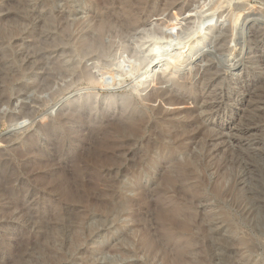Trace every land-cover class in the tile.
<instances>
[{"label":"rangeland","instance_id":"374dc122","mask_svg":"<svg viewBox=\"0 0 264 264\" xmlns=\"http://www.w3.org/2000/svg\"><path fill=\"white\" fill-rule=\"evenodd\" d=\"M109 1L113 19L126 21L128 0ZM94 11L89 0H0V264H55L57 256L59 264H264V0H132L146 24L136 37L154 28L169 35L131 40L132 59L111 36L104 43L113 50L78 51ZM140 56L154 63L135 73ZM164 90L181 100L178 116L148 103ZM178 123L186 131L175 137ZM182 133L196 139L180 146ZM105 134L121 153L106 171L85 166L108 151ZM174 149L177 162L163 159ZM178 165L196 173L165 185ZM106 178L120 202L109 201ZM86 185L98 203L90 208ZM175 207L171 226L164 215ZM75 216L76 227L58 221Z\"/></svg>","mask_w":264,"mask_h":264},{"label":"bare ground","instance_id":"6f19581e","mask_svg":"<svg viewBox=\"0 0 264 264\" xmlns=\"http://www.w3.org/2000/svg\"><path fill=\"white\" fill-rule=\"evenodd\" d=\"M89 1H91V5H92V7H93V10H95L94 12H92V13H95V14H93V17H92V22L94 23V25L93 26H91L89 29H88V31L86 32V34H84L82 37H81V40H80V42H79V44H78V51H81V52H83V53H86V52H90V53H102L103 51H106L107 49H112V48H114L115 47V44L116 43H112L111 45H109L108 47L105 45V43H104V38L105 37H107V36H111V37H115V38H119L120 39V45H119V49H120V51L122 52V54H125L128 58H130V59H132V58H134V57H136L137 55H136V52L134 51V48H132V46L133 45H131V43H130V41L131 40H135V41H139L138 42V44L140 43V41L141 40H145V39H151V41H153V39H156V40H166L168 37H169V35L168 34H165L164 33V31L163 30H161V29H157V28H154V30H147V31H144L143 33H140L137 37H136V33H137V31H139V28L142 26V25H146L145 24V22H144V20L141 18V17H138L137 15H134V14H132L133 12H131V10H132V0H128V3L127 4H124V9L126 10V12H122V13H124V17L127 19L126 21H121V20H115V19H113V14L112 13H110L112 10H115V8H116V3H114L113 1H109V0H89ZM167 2V1H166ZM170 2V1H169ZM170 4H171V2H170ZM163 8V7H162ZM147 10V9H146ZM121 13V14H122ZM199 16V15H198ZM28 17V16H27ZM176 17V16H175ZM178 17V16H177ZM176 17V18H177ZM43 19V18H42ZM117 19V18H116ZM60 20V19H59ZM63 23V22H62ZM163 24V23H162ZM79 25V24H78ZM161 26V25H160ZM67 27V26H66ZM81 27V25L78 27V28H80ZM162 27V26H161ZM166 28V27H165ZM153 29V28H152ZM16 30V29H15ZM165 30V29H164ZM75 31H76V29H75ZM72 33V32H71ZM173 33V32H172ZM192 34H194V33H192ZM196 34V33H195ZM0 35H2V34H0ZM69 35V34H68ZM167 35V36H166ZM148 38H147V37ZM150 36V37H149ZM67 37V36H66ZM69 37V36H68ZM67 37V38H68ZM71 37V36H70ZM135 37H136V39H135ZM171 37V36H170ZM72 38V37H71ZM69 39V38H68ZM155 40V41H156ZM177 39L176 38H174L173 40H172V42H174V44L172 45L171 43H170V45L169 46H171V47H174L175 45H176V41ZM68 41V40H67ZM183 42V41H182ZM186 42H188V41H186ZM179 43V42H178ZM58 44V43H57ZM162 44H163V42H162ZM118 45V44H117ZM146 45V44H145ZM169 46H167V47H169ZM113 50V49H112ZM108 51V50H107ZM173 51V50H172ZM175 51V50H174ZM177 51V50H176ZM188 51V50H187ZM119 52V51H118ZM178 52V51H177ZM177 52H175V53H177ZM164 53V52H163ZM162 53V54H163ZM172 53V52H171ZM174 53V52H173ZM173 53L172 54H170L171 56L173 55ZM166 55V54H165ZM186 55V54H185ZM170 56V57H171ZM175 55H173V57H174ZM180 56H182V55H180ZM96 57V56H95ZM174 58H176V57H174ZM183 58V57H182ZM164 59V58H163ZM174 60V59H173ZM182 61V60H181ZM184 61H186V60H184ZM183 61V62H184ZM188 61V60H187ZM139 62H140V66L139 67H133V70H134V72L135 73H139L140 71H142V70H144L145 68H147L146 70H149L150 68H151V65L149 66L148 64H152V63H154V61H153V59L151 60L149 57H147V56H145V57H143V58H141V56H140V59H139ZM177 62L178 61H176V60H174V61H172L171 63V65H176L177 66ZM182 64V63H181ZM135 66V65H134ZM179 66V65H178ZM64 67V66H63ZM109 67V66H108ZM169 67V66H168ZM59 69V68H58ZM71 69V68H70ZM162 69V68H161ZM178 70V69H177ZM183 70V69H182ZM184 70H186V69H184ZM179 72V71H178ZM192 72V71H191ZM90 73V72H89ZM114 73V72H113ZM145 73H147L148 74V71H146ZM210 74V73H209ZM84 75H87V73H84ZM160 75V74H159ZM165 75V74H164ZM170 75V74H169ZM172 75H174V73L172 74ZM189 75V74H188ZM108 76V75H107ZM87 77V76H86ZM144 77V76H143ZM175 77V76H174ZM188 77V76H187ZM208 77V76H207ZM88 78V77H87ZM112 78V81H115V82H117V84L119 85V84H122L123 82H122V79L120 78V77H118V76H113V77H111ZM206 78V77H205ZM108 79V78H107ZM186 79V78H185ZM207 79V78H206ZM216 79V78H215ZM159 84H164V83H166V80L161 76L160 78H159ZM9 81V80H8ZM184 81V80H183ZM158 82V81H157ZM116 84V85H117ZM42 85V84H41ZM105 85V84H104ZM156 85V84H155ZM158 85V84H157ZM43 86V85H42ZM109 86V85H108ZM44 88V87H43ZM46 88V87H45ZM155 88V87H154ZM160 89V88H159ZM159 89H157L156 88V90H159ZM169 89V88H168ZM166 90H164V92H162L161 93V91L159 92L158 91V93H156V94H153L152 96H153V98H151L150 99V97H151V95L149 96V100H148V103H152V104H155L156 103V106H157V104L159 105V109H160V114L161 115H163V116H166V117H168V119H169V117L172 115V116H178V113H180L178 110H180L179 109V104L181 105V103H179V101H181V100H177V99H179L178 97H177V95H175L174 93H173V91H172V93H170V91L168 92V91H166ZM154 92V91H153ZM1 93H2V91H1ZM170 95H169V94ZM212 94V93H211ZM264 94V93H263ZM252 96V95H251ZM229 97V96H228ZM250 100H252V99H250ZM147 103V104H148ZM184 103H187V101L186 102H184ZM259 103V102H258ZM126 104V103H125ZM131 104V103H130ZM192 104L194 105V103L192 102V103H189L188 105H190L191 107L189 108V110L191 111V112H193V113H196L197 112V107L196 106H192ZM151 105V104H150ZM148 106V105H147ZM155 106V107H156ZM175 107V106H177V108L178 109H176L175 110V108L174 109H172V110H175L174 111V113L173 114H171L172 112H169L168 110H164L165 109V107ZM198 106V105H197ZM129 107V106H128ZM131 107V106H130ZM192 108V109H191ZM199 109V108H198ZM152 110V109H151ZM264 111V110H263ZM192 113V114H193ZM253 113V112H252ZM261 113V112H260ZM181 114V113H180ZM159 115V114H158ZM190 116V115H189ZM64 117V116H63ZM62 117V118H63ZM199 117V116H198ZM261 117V116H260ZM172 118V117H171ZM186 118H188V117H186ZM197 118V117H196ZM70 119V118H69ZM137 120V119H136ZM143 120V119H142ZM138 121V120H137ZM161 121V120H160ZM199 121H201V120H199ZM263 121V120H262ZM146 122V121H145ZM197 122H198V120H197ZM195 123V124H200V122L199 123ZM89 123V122H88ZM193 123V122H192ZM249 123V122H248ZM110 124V123H109ZM108 124V125H109ZM112 124V123H111ZM194 124V125H195ZM121 125V124H120ZM113 126V125H112ZM115 126V125H114ZM143 126H144V124H143ZM175 126V125H174ZM179 126V127H178ZM178 126H177V124H176V127H177V129H178V132L176 133V136L175 137H177L178 136V133H180V130H179V128L181 127V128H183V130H185L186 131V127H184L181 123H178ZM97 127H99V126H97ZM135 128H137L136 126H134ZM134 127H133V129H131V132H136V129H134ZM160 127V126H159ZM129 128V127H128ZM128 128H126V126L125 127H123V128H121L120 130H117V133H119V134H121L122 133V135L123 134H125L126 132H128V131H130ZM197 128V127H196ZM102 129V128H101ZM199 129V128H198ZM197 129V130H198ZM211 129V128H210ZM173 130V129H172ZM207 130H209V129H207ZM141 131V130H140ZM174 131V130H173ZM184 131V132H185ZM191 131V130H190ZM194 132H195V130H193ZM200 131V130H199ZM105 132V131H104ZM114 132V131H113ZM90 133V132H89ZM137 133V132H136ZM172 133V132H171ZM199 132H197V134H198ZM203 133H205V132H203ZM183 134V133H182ZM208 134V133H207ZM106 135V134H105ZM202 135V134H201ZM92 136V135H91ZM106 136H107V138H106ZM105 136V143H106V141L108 140V139H110L109 138V135H106ZM182 137L179 139V143H180V146L183 144V143H186V140L188 141V138L190 137V138H192L193 137V139H196V133H194L193 135H189V137L187 138L186 137V134H183V135H181ZM103 137V136H102ZM137 137V136H136ZM186 137V138H185ZM104 138V137H103ZM141 138V137H140ZM114 139V138H113ZM128 139V138H127ZM173 139H175V138H173ZM90 140V139H89ZM94 140H96V139H94ZM102 140V139H101ZM112 140V139H111ZM178 140V139H177ZM190 140V139H189ZM93 141V140H92ZM104 141V140H103ZM119 141V140H118ZM125 143V142H124ZM152 143V142H151ZM85 145V144H84ZM99 145V144H98ZM106 145V149L108 150L106 153H104V155H102V156H100V158L98 159H93V160H90V159H88V160H84L85 161V163H86V165L85 166H87V165H92L93 166V168H96V170H99V169H104L105 168V171H106V167L107 166H111L112 164L110 163V162H113V160H114V158H113V156L114 155H116V154H118V153H121L120 151V148L121 147H119V145H117V140H116V142H115V139H114V141H111L109 144L108 143H106L105 144ZM199 145V144H198ZM104 146V145H103ZM122 146V145H121ZM154 146V145H153ZM175 146V145H174ZM127 147V146H126ZM94 148V147H93ZM177 148V147H176ZM175 148V149H176ZM156 149V148H155ZM175 149L173 150V151H169L167 154H164V151H163V159H167V160H170V161H172V162H177L178 160H177V157H176V152H175ZM198 149V148H197ZM91 150V149H90ZM193 150V149H192ZM119 151V152H118ZM178 151V150H177ZM87 152V151H86ZM95 152V151H94ZM98 152V151H97ZM118 152V153H117ZM200 152V151H199ZM225 152V151H224ZM116 153V154H115ZM127 153V152H126ZM88 153H86V155H87ZM82 155V154H81ZM121 155V154H120ZM87 157V156H86ZM114 157H117V156H114ZM138 158V157H137ZM212 158V157H211ZM227 159V158H226ZM135 161V160H134ZM208 161V160H207ZM119 163V162H118ZM110 164V165H109ZM206 164V163H205ZM50 165L51 164H49L48 166L50 167ZM177 165V164H176ZM41 166V165H40ZM84 166V165H83ZM217 166V165H216ZM43 167V166H42ZM178 168H176L175 170H172V171H168L167 173L168 174H170V175H165V178H164V184L165 185H171V184H173V183H175L174 182V179L178 176V177H188V176H192L193 174H195L196 173V169H195V165H187L186 167L185 166H181V165H178L177 166ZM86 168V167H85ZM25 170V169H24ZM43 170H44V168H43ZM27 171V170H26ZM203 171V170H202ZM34 172V171H33ZM78 172V171H77ZM97 172V171H96ZM125 172V171H124ZM173 174H176L175 175V178H173ZM14 175V174H13ZM37 175V174H36ZM60 175V174H59ZM172 175V176H171ZM70 176V175H69ZM73 177V176H72ZM71 178V177H70ZM79 178V177H78ZM88 178V177H87ZM159 178V177H158ZM72 179V178H71ZM75 179V178H74ZM40 180V179H39ZM49 180V179H48ZM75 181V180H74ZM99 181H101L100 179H99ZM102 183H104L105 182V184L107 185V187L110 189L109 190V193H108V195H109V201H111V202H116V201H118V202H120L121 201V198H120V196H118L119 194L117 193V190H116V187H114V181L112 180V179H102V181H101ZM69 183V182H68ZM88 184V183H87ZM178 184V183H177ZM75 185H77V184H75ZM74 185V186H75ZM10 186V185H9ZM165 188V191L167 190L166 189V186H164ZM203 187V186H202ZM5 188H7L6 187V185H5ZM86 188L88 189V192L87 193H89V195L88 194H85V196H80L81 197V199H84V197L86 198V200L84 201V202H87V204L88 205H86V206H88L89 208L90 207H93L94 205H95V196H94V192L92 193H90V190H89V188H90V186L88 187V185H86ZM44 189V188H43ZM61 189V188H60ZM75 189V188H74ZM83 189V188H82ZM94 189V188H93ZM161 189V188H160ZM67 190V189H66ZM95 190V189H94ZM144 190V189H143ZM221 190V189H220ZM220 190H219V188L218 187H216V189H215V192H216V194L218 195V196H220V198H222L221 196H222V193L220 194ZM249 190V189H248ZM51 191V190H50ZM59 191V190H58ZM72 191V190H71ZM70 191V192H71ZM83 191V190H82ZM87 191V190H86ZM164 191V190H163ZM70 192H68L69 194H71ZM77 192V191H76ZM84 192H85V190H84ZM143 192H145V191H141V193H140V195L142 196V194H143ZM78 193V192H77ZM62 194V193H61ZM232 194V193H231ZM76 195V194H75ZM75 195L73 196V197H75ZM80 195H81V193H80ZM83 195V194H82ZM96 195V194H95ZM101 195V194H100ZM8 196V195H7ZM62 196V195H61ZM68 196H70V195H68ZM77 196V195H76ZM149 196V195H148ZM3 197V196H2ZM65 197H67V196H65ZM71 197V196H70ZM73 197H71V199H73ZM97 197V196H96ZM62 200H63V198H61ZM74 200V199H73ZM76 200H77V197H76ZM97 200H98V198H97ZM173 200V199H172ZM75 201V200H74ZM66 202V201H65ZM69 202V201H68ZM67 202V203H68ZM81 202V201H80ZM174 202V201H173ZM1 203V202H0ZM5 203V202H4ZM64 203V202H63ZM97 203V202H96ZM104 203V202H103ZM153 203V202H152ZM3 204V203H2ZM2 204H0V205H2ZM98 204V203H97ZM107 204V203H106ZM4 205V204H3ZM103 206V205H102ZM107 206H109V204H107ZM14 207V206H13ZM96 207V206H95ZM97 208V207H96ZM87 209V208H86ZM103 209H104V207H103ZM102 210V209H101ZM109 210V209H108ZM76 212H77V210H76ZM173 213H171V214H169V215H167V213H165V215H164V218H165V221L167 222V221H170L169 223L170 224H172L171 226H174V224H176L177 222V220H178V216L180 215V213H181V209L179 208V207H175V209L172 211ZM161 214H163L162 213V211H161ZM79 215V214H78ZM4 217V216H3ZM69 217H71V216H69ZM74 217V216H73ZM77 218H78V216H77ZM77 218H76V216H75V219H73V221H72V218L71 219H69V220H67V219H63V218H58V221L60 222V223H62V224H66V223H69V224H71V225H73V227H76L77 225H78V223H79V220H77ZM70 221V222H69ZM50 222H51V220H50ZM201 222V221H200ZM169 224V225H170ZM88 226V225H87ZM167 226V225H166ZM180 226V225H179ZM62 227V226H61ZM169 227V226H168ZM181 227H182V229L183 230H185V231H188L189 232V228H190V226L188 225V224H181ZM51 228V227H50ZM166 229V232H167V236L169 237V238H171V239H176L177 237H178V234L176 233V232H174V230H172V228L170 227V228H165ZM95 230V229H94ZM94 230H90V232H89V234H88V236L86 237V239L88 238V237H90V236H92L93 235V232H94ZM180 230H181V228H180ZM73 231V230H72ZM66 232V231H65ZM87 233H88V230H87ZM79 238H80V236L79 237H76L75 239H74V243H72V245H73V247H74V249H76V250H78V248L80 247V241H79ZM70 239H71V237H70ZM82 240H84V239H82ZM82 245V244H81ZM144 245L145 246H147V243H144ZM239 246V245H238ZM163 247V246H162ZM71 249V248H70ZM163 249H165V248H163ZM106 250H107V248H106ZM157 250V248H154L153 249V251H151V254L152 255H155L154 253H155V251ZM100 251V250H99ZM179 251V250H178ZM188 251V247H183L182 249H180V252H178V254L175 256L176 258H177V260L179 261H181L183 258H184V256H185V253ZM177 252V251H176ZM180 253V254H179ZM169 254V253H168ZM50 256V255H49ZM169 256V255H168ZM51 257V256H50ZM60 257V256H59ZM58 256H57V258L53 261L55 264H59L60 262H63V260H64V257H63V260L62 261H60ZM185 259V258H184ZM201 259V258H200ZM162 261V260H161ZM52 262V263H53ZM182 262V261H181ZM180 263V262H179ZM203 263V262H202Z\"/></svg>","mask_w":264,"mask_h":264}]
</instances>
